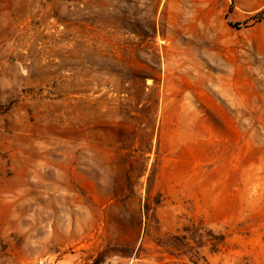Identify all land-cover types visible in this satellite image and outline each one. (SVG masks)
Returning <instances> with one entry per match:
<instances>
[{
    "label": "rangeland",
    "instance_id": "1",
    "mask_svg": "<svg viewBox=\"0 0 264 264\" xmlns=\"http://www.w3.org/2000/svg\"><path fill=\"white\" fill-rule=\"evenodd\" d=\"M0 264H264V0H0Z\"/></svg>",
    "mask_w": 264,
    "mask_h": 264
}]
</instances>
